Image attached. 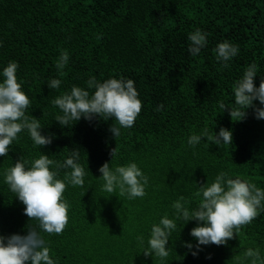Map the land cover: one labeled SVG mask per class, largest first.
Returning a JSON list of instances; mask_svg holds the SVG:
<instances>
[{
	"label": "trees",
	"instance_id": "1",
	"mask_svg": "<svg viewBox=\"0 0 264 264\" xmlns=\"http://www.w3.org/2000/svg\"><path fill=\"white\" fill-rule=\"evenodd\" d=\"M196 29L207 33V43L193 56L188 37ZM224 41L239 48L227 68L215 52ZM63 50L69 61L61 76L56 62ZM10 61L18 63L16 75L31 100L26 115L39 119L41 134L52 143L34 146L24 130L8 155L0 156V235L40 231L5 184V170L20 157L31 162L41 154L62 163L76 149L86 176L83 187L69 184L64 193L69 223L60 235L41 233L55 264H251L243 259L249 248L264 258V210L226 245L197 248L190 234L197 221H176L166 260L143 254L151 226L165 214L174 219L172 205L181 196L190 211L196 209L195 193L220 172L264 189V119L254 111L264 105L254 101L236 122L230 110L219 108L220 101L235 107L233 85L251 64L258 66L257 88L264 79V0H0V82ZM90 77L131 79L139 93L142 111L116 140L110 131L114 118L82 117L63 127L55 121L63 113L52 100L74 85L91 95ZM51 79L61 80L58 89L48 87ZM204 128L213 135L229 130L232 144L203 138L189 146L190 135ZM106 162L111 169L135 162L148 177L146 195L129 200L118 197V190L103 191L99 168ZM70 171L59 170L58 178Z\"/></svg>",
	"mask_w": 264,
	"mask_h": 264
},
{
	"label": "clouds",
	"instance_id": "2",
	"mask_svg": "<svg viewBox=\"0 0 264 264\" xmlns=\"http://www.w3.org/2000/svg\"><path fill=\"white\" fill-rule=\"evenodd\" d=\"M191 46L188 51L196 56L206 46L207 33L196 29L189 34ZM239 48L228 41L219 43L215 49L217 61L223 62L222 68L228 67V62L238 54ZM69 61L67 50H63L56 62V68L61 76L65 75L63 69ZM19 65L10 61L3 69V82H0V156H7L13 141L18 134L27 130L34 146L43 147L52 143L51 136L41 134L42 125L39 119L26 115V110L31 106V100L22 89V82L16 75ZM258 66L253 63L248 66L242 79L233 85L235 107L219 102V108L224 112L230 110L232 121H240L247 115L246 109L254 107L253 102L258 100L264 105V79L259 87L254 84ZM50 89H58L60 79H51L47 83ZM89 89L95 91L90 95L89 91L72 86L70 92L52 100V105L58 107L63 115H57V121L62 127L69 126L72 121H79L82 117L92 120L94 117L115 119L116 124H111L110 131L116 140L121 128H131L142 111V101L131 79L109 78L99 82L95 77L87 81ZM159 105L157 110H161ZM257 119H264V107L254 109ZM118 125V126H117ZM203 138L207 143L215 145H231L232 133L221 128L219 134H210L204 128L199 134L193 133L188 138V145L195 147ZM112 159L117 155L116 148L110 153ZM79 151L73 149L70 156L62 163L50 159L48 155L41 154L39 158L31 162L20 157L14 166L4 172V182L10 191L22 202L24 214L29 220L38 221V227L28 228L27 235L13 234L9 237L0 235V264H55L51 257L44 236L60 235L69 223L70 204L66 201L64 193L68 185L83 187L85 168L78 163ZM71 169L65 172L63 179L58 178L59 170ZM102 173L100 179L104 181L102 190L107 193H115L126 196L129 200L143 198L146 195L148 177L142 172L135 162L125 166H117L114 169L109 163H104L99 168ZM85 194V193H84ZM83 194V195H84ZM195 195L200 198L196 209L189 210L186 206L189 200L181 196L173 203L175 218L170 219L165 214L159 223L151 226L147 248L143 254L159 259L161 262L169 256L168 243L171 233L177 228L176 221H197L198 226L191 229V236L199 245H226L228 240L239 235L241 229L250 224L260 212L264 210V189L255 183L232 179L227 172H220L214 182L203 184ZM137 240L141 246L144 244L143 236ZM186 247L192 248L191 244ZM196 253L194 252L193 255ZM244 260H250L251 264H264L260 250L249 248L243 253Z\"/></svg>",
	"mask_w": 264,
	"mask_h": 264
}]
</instances>
